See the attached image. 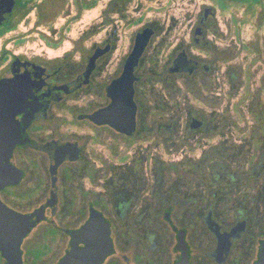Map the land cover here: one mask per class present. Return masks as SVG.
<instances>
[{
  "label": "flooded vegetation",
  "instance_id": "1",
  "mask_svg": "<svg viewBox=\"0 0 264 264\" xmlns=\"http://www.w3.org/2000/svg\"><path fill=\"white\" fill-rule=\"evenodd\" d=\"M127 1L120 2L125 5ZM8 2L12 7L8 21L0 24V36L12 27L15 19L24 18L32 10L22 17L18 0ZM218 2L228 6L261 3V0ZM47 7L40 18L44 17ZM215 20L214 9L211 11L206 7L194 29L195 43L208 44L206 31ZM199 35L202 38L196 42ZM107 43L110 44L109 51L97 58L95 67L88 74V59L95 48L83 61L74 60L72 53L61 58H32L25 52L7 54L0 81L18 80L24 88L21 97L11 103L14 109L20 110L11 122L8 121L13 132L20 135L19 142L11 150L8 164L19 169L22 177L17 183L0 189V200L17 212H36V217L41 216L21 242L22 264H39L49 255L54 260L51 264H58L69 248L71 231L86 223L91 209L100 212L109 223L113 249L101 264H176L182 256L178 247L180 241L186 245L190 264H253L264 244V113L253 114L248 144L243 146L246 149L231 160L243 172L232 173L228 160H220V155L215 154L206 158L201 177L194 179L143 176L137 169H132L125 177H89L85 172L91 162L82 143L86 137L84 134L64 133V125H75L78 121L88 128L108 127L127 139L135 137L139 131L136 87L140 77L137 72L145 52L135 70L137 113L133 134L121 133L108 124H96L86 116L109 104L111 100L106 87L121 75L126 58L120 73L103 87L105 104L81 112L70 103L91 93L99 61L111 50L110 41ZM180 53L186 54L185 50ZM5 56L4 53L0 55V63ZM176 57L168 68L169 73L170 68L175 67ZM192 60L208 67L172 73L192 75L197 71H210L209 63ZM69 115L72 117L70 122ZM192 117L188 123L190 131L207 127V122L201 118L202 125L192 128ZM69 144L76 152L70 151ZM60 149L63 160L53 169ZM72 181H76L77 186L71 189L74 197L68 202L65 198ZM87 184L100 187L98 190L94 187V190L86 187ZM17 201L20 204L10 203ZM70 207L74 209L71 215L74 225L65 226L62 221ZM37 229L39 235L29 240L30 234ZM79 245L83 246V243ZM0 264H5L1 252Z\"/></svg>",
  "mask_w": 264,
  "mask_h": 264
},
{
  "label": "rangeland",
  "instance_id": "2",
  "mask_svg": "<svg viewBox=\"0 0 264 264\" xmlns=\"http://www.w3.org/2000/svg\"><path fill=\"white\" fill-rule=\"evenodd\" d=\"M42 1L34 0L30 13L15 19L0 36V55H6L0 75L7 54L61 58L72 53L74 60L83 61L110 41L111 50L99 61L91 93L70 102L81 112L107 102L103 87L122 70L136 32L154 30L137 72L138 134L127 139L108 127L88 128L76 120L62 128L66 134L85 135L82 143L91 162L87 176L125 177L137 169L143 176L194 179L201 177L206 158L215 154L228 160L232 173L243 172L231 160L246 149L253 114L264 113V0L228 6L218 0H128L125 5L96 0L92 7L84 6L92 0H48L40 18L36 5ZM206 7L214 9L216 20L207 28L204 46L193 41V33ZM183 50L188 58L209 63L210 71L169 73L172 60ZM191 116L205 119L207 127L190 131ZM72 182L68 202L77 186ZM73 210L67 209L65 226L74 225ZM38 235L37 229L28 239ZM53 261L49 255L39 264Z\"/></svg>",
  "mask_w": 264,
  "mask_h": 264
},
{
  "label": "water",
  "instance_id": "3",
  "mask_svg": "<svg viewBox=\"0 0 264 264\" xmlns=\"http://www.w3.org/2000/svg\"><path fill=\"white\" fill-rule=\"evenodd\" d=\"M10 4L11 2H8V0L7 2L5 0L0 1V24L6 23L9 19L12 7V4ZM152 35L153 30L150 28L137 32L121 75L106 87L107 96L111 101L108 105L86 115L90 120L99 125L108 124L115 130L127 135L134 133L137 113V105L134 100V82L137 80L135 70ZM201 38L202 36L199 35L195 38V41L200 42ZM109 49V43L105 44L104 47L97 46L94 49L88 59L87 74L95 67L97 58ZM186 57L185 53H179L175 60V67L170 68L169 71L171 73L192 71L195 67L203 69L208 67L192 59L187 61ZM22 90L24 88L18 80L0 81V189L6 185L17 183L22 177L19 169L8 164L11 150L15 143L19 142L20 137L19 132L15 131L14 133L8 125V121L11 122L14 115L20 110L18 108L14 109L11 103L21 97ZM201 125L202 121L199 118H191L190 126L192 128H199ZM67 146L71 152H76V149H72L71 144ZM62 155L63 152L60 149L53 169L63 160ZM3 161L6 162L3 163ZM35 213L23 214L17 212L7 207L0 200V252L5 259V264H22L21 242L30 229L41 219V216L37 215L36 217ZM79 243H83V246H80ZM178 247L182 250V256L176 264H190L184 242L180 241ZM112 249L109 223L100 212L91 209L86 223L80 229L71 231L69 248L58 264H101L105 257L112 252ZM253 264H264V244L261 247L258 259Z\"/></svg>",
  "mask_w": 264,
  "mask_h": 264
},
{
  "label": "trees",
  "instance_id": "4",
  "mask_svg": "<svg viewBox=\"0 0 264 264\" xmlns=\"http://www.w3.org/2000/svg\"><path fill=\"white\" fill-rule=\"evenodd\" d=\"M48 1V0H47ZM46 0L42 1L41 3L37 4L36 7L39 12V17H41L44 9L48 6V2ZM117 2H120L121 0H115ZM19 2V12L21 13V16L23 17L25 14H27L31 9H33L34 0H18ZM96 3V0H92L91 2L85 3L84 6L86 7H92ZM80 9H82V5L80 4Z\"/></svg>",
  "mask_w": 264,
  "mask_h": 264
}]
</instances>
